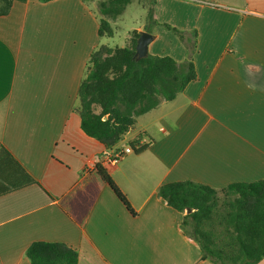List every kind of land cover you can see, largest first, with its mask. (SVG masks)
I'll use <instances>...</instances> for the list:
<instances>
[{
  "label": "crops",
  "instance_id": "1",
  "mask_svg": "<svg viewBox=\"0 0 264 264\" xmlns=\"http://www.w3.org/2000/svg\"><path fill=\"white\" fill-rule=\"evenodd\" d=\"M12 2L0 16V264H31L34 242L66 244L78 264H214L158 191L264 180V0H155V23L145 8L133 31L154 36L149 54L191 58L196 79L114 148L87 136L75 112L90 55L109 45L97 0ZM164 25L197 33L194 54ZM141 134L144 151L109 162Z\"/></svg>",
  "mask_w": 264,
  "mask_h": 264
},
{
  "label": "trees",
  "instance_id": "2",
  "mask_svg": "<svg viewBox=\"0 0 264 264\" xmlns=\"http://www.w3.org/2000/svg\"><path fill=\"white\" fill-rule=\"evenodd\" d=\"M149 1L148 21L155 23V0ZM132 2L105 0L99 3L101 38L115 37L112 22L122 16ZM12 5V0H0V16L8 15ZM164 27L194 54L197 33L193 32L190 39L184 31L169 25ZM139 36L138 31H132L126 46L101 45L94 50L79 87L75 112L80 116L81 128L107 148L116 147L135 127L138 117L157 109L164 101H173L196 79L191 58L179 63L170 56L149 54L137 61L134 57ZM144 138L141 134L131 141V148L136 152L144 151L147 148L141 143ZM94 173L130 209L127 198L108 170L98 164ZM158 197L183 214L182 230L199 246L204 259L214 264H258L264 259V180L235 183L222 189L193 181L172 182L161 186ZM26 257L31 264H78V252L58 242H34L27 249Z\"/></svg>",
  "mask_w": 264,
  "mask_h": 264
},
{
  "label": "rangeland",
  "instance_id": "3",
  "mask_svg": "<svg viewBox=\"0 0 264 264\" xmlns=\"http://www.w3.org/2000/svg\"><path fill=\"white\" fill-rule=\"evenodd\" d=\"M102 1L105 0H97V2H95L94 4V8L98 9L99 3ZM150 7L151 4L149 0H143V1L133 0V2L127 7L126 12L122 16H120V18L117 21H115L116 24H114V26L116 30V35L114 38L107 39V41L109 42L108 46L121 47V48L126 46L128 39L130 37V33L135 28L144 26L147 15L146 9H149ZM140 117L137 118L139 125L144 120H147V118H140ZM134 131L135 130L132 129L131 132L126 134L120 143L121 144L128 143L127 139H130L131 136H133Z\"/></svg>",
  "mask_w": 264,
  "mask_h": 264
},
{
  "label": "water",
  "instance_id": "4",
  "mask_svg": "<svg viewBox=\"0 0 264 264\" xmlns=\"http://www.w3.org/2000/svg\"><path fill=\"white\" fill-rule=\"evenodd\" d=\"M154 40V36L148 32H141L137 40L135 59L141 60L149 55V45ZM191 212V210H188Z\"/></svg>",
  "mask_w": 264,
  "mask_h": 264
},
{
  "label": "built area",
  "instance_id": "5",
  "mask_svg": "<svg viewBox=\"0 0 264 264\" xmlns=\"http://www.w3.org/2000/svg\"><path fill=\"white\" fill-rule=\"evenodd\" d=\"M133 149L131 148V146L126 147L123 150H116L113 154L112 157L109 159L110 163H116L123 155L128 154V153H132Z\"/></svg>",
  "mask_w": 264,
  "mask_h": 264
}]
</instances>
